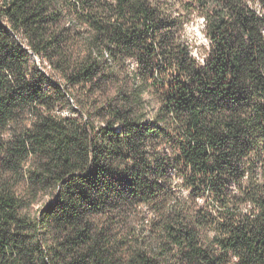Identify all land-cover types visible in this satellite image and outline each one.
Instances as JSON below:
<instances>
[{
    "label": "trees",
    "instance_id": "trees-1",
    "mask_svg": "<svg viewBox=\"0 0 264 264\" xmlns=\"http://www.w3.org/2000/svg\"><path fill=\"white\" fill-rule=\"evenodd\" d=\"M0 264H264V0H0Z\"/></svg>",
    "mask_w": 264,
    "mask_h": 264
},
{
    "label": "rangeland",
    "instance_id": "rangeland-1",
    "mask_svg": "<svg viewBox=\"0 0 264 264\" xmlns=\"http://www.w3.org/2000/svg\"><path fill=\"white\" fill-rule=\"evenodd\" d=\"M202 18L195 17L193 21L186 25L185 33L189 41L193 45L194 54L198 53V49H201L202 45L206 44V38L203 35Z\"/></svg>",
    "mask_w": 264,
    "mask_h": 264
}]
</instances>
